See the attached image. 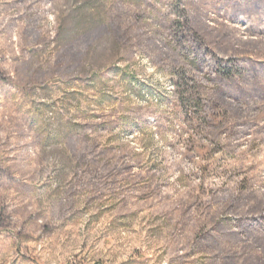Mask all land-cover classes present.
<instances>
[{
	"label": "rangeland",
	"instance_id": "374dc122",
	"mask_svg": "<svg viewBox=\"0 0 264 264\" xmlns=\"http://www.w3.org/2000/svg\"><path fill=\"white\" fill-rule=\"evenodd\" d=\"M0 264H264V0H0Z\"/></svg>",
	"mask_w": 264,
	"mask_h": 264
},
{
	"label": "trees",
	"instance_id": "16d2710c",
	"mask_svg": "<svg viewBox=\"0 0 264 264\" xmlns=\"http://www.w3.org/2000/svg\"><path fill=\"white\" fill-rule=\"evenodd\" d=\"M184 89H185L184 90V95L181 96V102L183 103L184 108L187 110V107H185V103H186L187 104L186 106H188L190 108L193 107L196 112H202V111H204V107L201 104V102L198 101V98H194L193 99L192 98L193 97V94L192 93L187 94V91H188L187 89L188 88L185 87Z\"/></svg>",
	"mask_w": 264,
	"mask_h": 264
}]
</instances>
